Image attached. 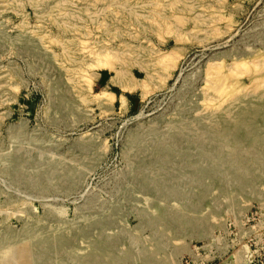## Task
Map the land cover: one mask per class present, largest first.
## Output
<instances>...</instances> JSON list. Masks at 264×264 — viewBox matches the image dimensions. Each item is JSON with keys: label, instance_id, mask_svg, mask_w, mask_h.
Here are the masks:
<instances>
[{"label": "rangeland", "instance_id": "obj_1", "mask_svg": "<svg viewBox=\"0 0 264 264\" xmlns=\"http://www.w3.org/2000/svg\"><path fill=\"white\" fill-rule=\"evenodd\" d=\"M263 239L264 0H0V264H249Z\"/></svg>", "mask_w": 264, "mask_h": 264}, {"label": "crops", "instance_id": "obj_2", "mask_svg": "<svg viewBox=\"0 0 264 264\" xmlns=\"http://www.w3.org/2000/svg\"><path fill=\"white\" fill-rule=\"evenodd\" d=\"M99 79H100L99 84L101 85L102 88L117 87V89L119 90V94L117 96V94L113 93L114 96L116 97L115 99L123 98L125 103L128 101L129 94H131L132 91H137L138 89H140L138 86L136 88H134L133 90L122 89V87L117 82H113V77L109 76L107 71H101L99 73ZM234 253L235 252H232L230 255H228L226 258H224L219 264H247L246 263L247 261H245L246 260L245 252H243L241 255L243 261L238 259L240 257V255L238 257V256H235Z\"/></svg>", "mask_w": 264, "mask_h": 264}, {"label": "bare ground", "instance_id": "obj_3", "mask_svg": "<svg viewBox=\"0 0 264 264\" xmlns=\"http://www.w3.org/2000/svg\"><path fill=\"white\" fill-rule=\"evenodd\" d=\"M168 55L170 56V54H168ZM113 82H117L122 87V89H124V90H133L134 88L137 87V83L133 82V80H131L130 78L125 77V75L123 74V71H121L120 69H116L115 70V75L113 77ZM100 94H104V93L101 92ZM107 96L111 97L112 95L111 94H107Z\"/></svg>", "mask_w": 264, "mask_h": 264}, {"label": "built area", "instance_id": "obj_4", "mask_svg": "<svg viewBox=\"0 0 264 264\" xmlns=\"http://www.w3.org/2000/svg\"><path fill=\"white\" fill-rule=\"evenodd\" d=\"M262 241H263L262 242L263 245L261 246V250H264V239ZM186 264H190V263H186ZM249 264H264V255L261 256L259 252L253 253L252 257L250 258Z\"/></svg>", "mask_w": 264, "mask_h": 264}]
</instances>
